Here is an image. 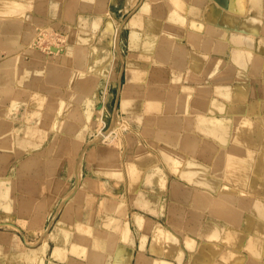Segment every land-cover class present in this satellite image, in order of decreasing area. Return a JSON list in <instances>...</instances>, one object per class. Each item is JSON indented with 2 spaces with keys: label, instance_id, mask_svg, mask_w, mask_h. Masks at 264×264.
Instances as JSON below:
<instances>
[{
  "label": "crops",
  "instance_id": "0c3cea01",
  "mask_svg": "<svg viewBox=\"0 0 264 264\" xmlns=\"http://www.w3.org/2000/svg\"><path fill=\"white\" fill-rule=\"evenodd\" d=\"M115 8L171 85L127 96L149 92L150 67L124 60L139 83L118 104L138 132L124 151L83 143L106 78L93 43ZM40 28L81 36L68 54L30 51ZM263 97L264 0H0V264H264ZM24 206L46 216L36 240Z\"/></svg>",
  "mask_w": 264,
  "mask_h": 264
},
{
  "label": "rangeland",
  "instance_id": "374dc122",
  "mask_svg": "<svg viewBox=\"0 0 264 264\" xmlns=\"http://www.w3.org/2000/svg\"><path fill=\"white\" fill-rule=\"evenodd\" d=\"M118 1H120V0H118ZM112 12H113V14H112ZM103 15L104 16L105 15L110 16V17L114 16V22L113 23H114V26H116V24L118 22H123V21L125 22V20H127V18L130 15V11L118 13L117 8H115V10L112 9L109 12V14H108V12H104ZM103 18H104L103 16H100V18L97 19L96 21L100 22ZM151 20L152 19H150L149 21H151ZM108 23L110 25H112L111 22H108ZM104 30H106V29H104ZM98 31L101 32L102 30L101 31L98 30ZM98 31H94V33L98 32ZM111 31H112V29L109 31L108 30L103 31L104 35L108 36V44L107 43L105 44L106 38L100 39L99 40L100 42H98V39H96V40H94L96 42L93 43V48H96V53L99 55V60L100 61L102 60L99 63L100 70H101L100 72H101V74H104V75H106V73H108L110 75V79L108 81L105 80V77L103 79V87H102V89H100V93H99V107L93 113L92 126H90L89 128L84 127L85 135H84L83 143L86 142V144L90 145V146H94L95 144H98L99 149H103V150H105L106 148H108V149L114 148V149L119 151V149H121V150L125 149L128 146L127 144H129L130 148L132 149L134 145H137V142H135V140L138 136V132L135 131L132 127H130L128 125L127 120L124 117L125 115L118 109L119 108L118 104L120 102V97L122 95L121 91L123 89V86L126 84L129 85V83L137 85V86L139 84V83L134 82L132 78L128 79L129 77H131L130 74L128 73V70L129 69L131 70V68L127 67L126 73L124 72V60H128L129 58H133V60L138 59V61H136L137 62L136 64H141L140 62H142L143 60H145L144 58H146V61H144V63L142 62V64H145L143 66H146V67H142L139 65L140 67H142V68H140V67L139 68L142 70H145V69L150 67V75H151L146 79L147 85H148V86H146V90L149 91L146 93V95L144 94V88H141V87L134 88L132 85H129V87L132 86V90L129 89L128 91H126L125 94L127 96H129V97L130 96L131 97H133V96L134 97H137V96L140 97L141 96V98H144L143 96H146L144 98L145 101L146 100H149V101L153 100L152 102H154V100L156 101V98L158 95L154 92L155 87L160 86V84H164V86H167L168 88H170L171 85L168 83H165L164 81H162L160 79L158 80L157 76H155L158 73H156L157 71L154 72L156 70V61L150 60V57H152V56L148 55L145 51H143L142 53L141 52L138 53V52H135L134 50L130 49V47H129V36H128L127 28H123V30H121V33L118 37V51H119L120 57L117 56L115 54L114 48L110 42V40H111L110 37L112 36ZM86 34L87 33L82 32V36H86ZM78 35L81 36L80 31L77 32V31H74L70 28L69 29H62V31H58V32L54 31L51 28L41 29V30L37 29V30H35L34 37L30 42H31V44L35 45L34 46V48L36 49L35 51L44 52V53H46V51L48 53V47H49L48 45H50L52 43L53 44L55 43L57 45V47L59 48V50L62 49L63 45L67 49L72 50L76 47V44H77L76 41H78L77 40ZM85 46H87V44L86 45L83 44L81 46L79 45V47H82V48H84ZM90 46H91V44L88 45V47H89L88 53L91 51L90 48L92 46L91 47ZM144 47H146V46H144ZM93 53H94V51H93ZM108 55H110L109 60L106 61V59L108 58ZM139 58H141V61L139 60ZM157 64L159 65L158 62H157ZM168 72H170V71L168 70ZM118 74L121 77L120 79H118ZM125 80H126V82H125ZM155 80H157V81H155ZM117 81H119V82H117ZM168 81H170V80H168ZM175 81H176V79H175ZM105 83H107L106 85H108V92L107 93H105V87H106ZM118 85H119V87H118ZM142 85H144V84L142 83ZM134 90H136L137 92L135 93ZM147 110H148L147 115L150 118H154L155 114H157V110H152L151 108H149ZM163 112H165V110H163ZM99 116H100V118H99ZM113 116L115 117L116 120L119 119L120 121H122V124L120 126V130H118L116 127L117 130L114 132H111L109 134V136L106 137L105 139H103L101 141L99 140V141L94 142V143L91 142L94 139H97L98 134H96V133H99L100 131H104V130L106 131L110 127V125L112 124V121H113L112 118H114ZM100 119H101V121H100ZM123 120H125V122H123ZM148 128L151 129V128H154V126H148ZM131 139H132V141H131ZM146 144H148V146L150 145V147H151V144L149 142ZM90 146H88V148ZM45 185H46V183H45ZM42 188H43V186H42ZM102 191L105 192V190H102ZM44 193H46V191ZM36 208L38 209V211H36V214H34L33 216L32 215L29 216L30 212L29 213L26 212L27 210H26L25 206L22 207V209L25 210V211H23L25 213L21 212V214H20V218H24V217L25 218L26 217L32 218L29 222V225L30 226L34 225L38 229L37 232H35L33 235H31V238L30 237L28 238L29 241L36 240L40 236V233H41L40 231L46 230V221H45V223L40 222V220L44 221L43 219L46 218V216L43 217L42 211L39 210L41 208V206H38ZM44 209L46 210V207ZM31 210H32V208H31ZM27 224H28L27 221L22 223V225L25 228H27V226H26ZM43 233H44V231H43ZM26 243H29V242L26 241Z\"/></svg>",
  "mask_w": 264,
  "mask_h": 264
},
{
  "label": "bare ground",
  "instance_id": "6f19581e",
  "mask_svg": "<svg viewBox=\"0 0 264 264\" xmlns=\"http://www.w3.org/2000/svg\"><path fill=\"white\" fill-rule=\"evenodd\" d=\"M103 2V1H102ZM138 2V1H137ZM95 5V4H94ZM156 5V4H155ZM97 7V6H96ZM134 7V6H133ZM151 9V8H150ZM155 8H153V10H154ZM163 9V8H162ZM165 10V9H164ZM161 11H163V10H161ZM153 13V12H152ZM162 13V12H161ZM164 13H165V11H164ZM164 15V14H163ZM144 16V15H143ZM166 16V15H165ZM164 16V17H165ZM174 16V15H173ZM184 16V15H183ZM187 16V15H186ZM49 17V16H48ZM105 17V16H104ZM187 18V17H186ZM194 18V17H193ZM49 20V19H48ZM47 20V21H48ZM63 20V19H62ZM75 20V19H74ZM162 20V19H161ZM190 20V19H189ZM188 20V21H189ZM149 21V20H148ZM163 21V20H162ZM170 21V20H169ZM186 21V20H185ZM187 21V22H188ZM212 21V20H211ZM76 22H77V20H76ZM165 22V21H164ZM214 22V21H213ZM52 23V22H51ZM75 23V22H74ZM122 23L123 22H118L117 24H116V26H112V25H110L108 22H107V24H106V26H105V29L106 30H103V31H107L108 29L109 30H111L112 29V36L110 37L111 38V40H110V42H111V45L113 46V48H114V51H115V54L117 55V56H119L120 57V54H119V51H118V37H119V32H120V28H121V26H122ZM189 23V22H188ZM47 25H49V24H47ZM43 26V25H42ZM67 26V25H66ZM171 26V25H170ZM179 26V25H178ZM2 27H4V26H2ZM51 27V26H50ZM140 27H141V25H140ZM192 27V26H191ZM176 28H178V27H176ZM182 28V27H181ZM42 28H40L39 30H41ZM194 29V28H193ZM49 30V29H48ZM188 30V29H187ZM160 31V30H159ZM133 32V31H132ZM180 32H181V30H180ZM190 32V31H189ZM121 33V32H120ZM5 35V34H4ZM8 35V34H7ZM6 35V36H7ZM183 35V34H182ZM193 35V34H192ZM156 37H158V36H156ZM191 37V36H190ZM8 38V37H7ZM12 40V39H11ZM138 40H139V38H138ZM145 40H146V38H145ZM180 41V40H179ZM196 41V40H195ZM21 43V42H20ZM19 43V44H20ZM148 43V42H147ZM171 43V42H170ZM50 44V43H49ZM177 44H178V42H177ZM181 44H182V42H181ZM163 45V44H162ZM172 45V44H171ZM34 46L35 45H33V44H31V42L30 43H28V46H27V48L28 49H30V51H35L36 49L34 48ZM49 47H48V53H56V52H59V51H61V52H65L66 54H68L66 51H64L65 50V48L66 47H64V45H63V47H62V49L61 50H59V48L57 47V45L54 43H52V44H50V45H48ZM150 46V45H149ZM152 46V45H151ZM11 48V47H10ZM79 48V47H78ZM146 48V47H145ZM161 48H166L165 46H162ZM184 48V47H183ZM2 49V48H1ZM149 49V48H148ZM151 49H152V47H151ZM145 50V49H144ZM176 50V49H175ZM185 51V50H184ZM14 52V51H13ZM182 52V51H181ZM46 53H47V51H46ZM121 53V52H120ZM179 53V52H178ZM73 54V53H72ZM182 54H183V52H182ZM85 55V54H84ZM185 55V54H184ZM187 55V54H186ZM159 56V55H158ZM173 56V55H172ZM183 56V55H182ZM50 57V56H49ZM48 57V58H49ZM171 58V57H170ZM203 58V57H202ZM50 59V58H49ZM171 60H172V58H171ZM210 61V60H209ZM208 61V62H209ZM51 62V61H50ZM185 62V61H184ZM199 61H197V63H198ZM191 63V62H190ZM189 63V64H190ZM199 63H201V62H199ZM161 64V63H160ZM162 66H163V64H162ZM166 66V65H165ZM173 66H175V65H173ZM189 66V65H188ZM194 66H195V64H194ZM199 67V66H198ZM202 67V66H201ZM80 68V67H79ZM150 69V68H149ZM164 69V68H163ZM162 69V70H163ZM166 69H168V68H166ZM205 69V68H204ZM161 70V71H162ZM180 70V69H179ZM49 71H51V70H49ZM53 71V70H52ZM57 71V70H56ZM55 71V72H56ZM63 71V70H62ZM164 71V70H163ZM205 71V70H204ZM60 72V71H59ZM154 72H156V70L154 71ZM165 72V71H164ZM20 73V72H19ZM53 73V72H52ZM157 73V72H156ZM177 73V72H176ZM175 73V74H176ZM63 74V73H62ZM138 74V73H137ZM160 74V73H159ZM197 74V73H196ZM2 75V74H1ZM19 75V74H18ZM156 75H158V74H156ZM155 75V76H156ZM167 75V74H166ZM106 80L108 81L109 79H110V75L108 74V73H106ZM151 76V75H150ZM153 76V75H152ZM154 76V77H155ZM161 76V75H160ZM198 76V75H197ZM197 76H196V78H197ZM14 77V76H13ZM139 78V77H138ZM151 78V77H150ZM149 78V79H150ZM163 78H164V76H163ZM191 78V77H190ZM118 80V79H117ZM159 80V79H158ZM162 80V79H161ZM138 81V80H137ZM143 81V80H142ZM145 81V80H144ZM155 81H157V80H155ZM17 82V81H16ZM15 82V83H16ZM140 82V81H139ZM174 82V81H173ZM14 83V84H15ZM166 83V82H165ZM13 84V83H12ZM20 85H21V83H20ZM145 85V84H144ZM6 86V85H5ZM148 86V85H147ZM203 87H205V86H203ZM5 88V87H4ZM141 88H143V87H141ZM190 89H192V88H190ZM199 89H203L202 87H200ZM20 92V91H19ZM146 92V91H145ZM217 92H219V91H217ZM147 93V92H146ZM156 93V92H155ZM160 94V93H159ZM177 94V93H176ZM175 94V96L176 97H180V102L181 101H183L184 102V100H185V98H186V96H184V95H176ZM146 95V94H145ZM154 95V94H153ZM164 96H165V98H167V99H170V98H168V96L170 97V95H168L167 96V94L165 93V94H163ZM161 96V95H160ZM72 97V96H71ZM144 97V96H143ZM171 97H172V100L174 99V95L172 94L171 95ZM264 98V97H263ZM262 98V99H263ZM3 99V98H2ZM60 99V98H59ZM138 99V98H137ZM164 99V98H163ZM142 100V99H141ZM140 100V101H141ZM171 100V99H170ZM261 100V99H260ZM153 100H150V101H148L147 100V102L148 103H153L152 102ZM264 101V100H263ZM53 102V101H52ZM62 102V101H61ZM154 102H155V100H154ZM133 103V102H132ZM172 103V102H171ZM62 104V103H61ZM185 104V103H184ZM192 104V103H191ZM174 105V104H173ZM200 105H201V103H200ZM208 105V104H207ZM234 105V104H233ZM61 106V105H60ZM79 106V105H78ZM126 106V105H125ZM132 106H135L134 104L132 105ZM149 106H151V105H149ZM166 106V105H165ZM170 106V105H169ZM128 107H129V105H128ZM181 107V106H180ZM8 108V107H7ZM168 108V107H167ZM198 108V107H197ZM89 109H91V108H89ZM146 109V108H145ZM171 109V108H170ZM76 110V109H75ZM230 110V109H229ZM171 111V110H170ZM239 114H241V113H239ZM100 115V114H99ZM82 116V115H81ZM71 117H72V115H71ZM114 117V116H113ZM12 118V117H11ZM82 118V117H81ZM90 118V117H89ZM99 118H100V116H99ZM161 118H164V116L163 117H161ZM211 118V117H210ZM239 118V117H238ZM14 119V118H13ZM70 119V118H69ZM73 119V118H72ZM113 119V121H112V124L110 125V127L105 131H98L99 133H96V134H98L97 135V139H94L93 141H91V142H96V141H101V140H103V139H105L106 137H108L109 136V134L111 133V132H114V131H116L117 129L118 130H120V126H121V124H122V121H120L119 119V121L118 120H116L115 119V117L114 118H112ZM173 119V118H172ZM15 120V119H14ZM74 120V119H73ZM181 120V119H180ZM206 120H208V119H206ZM211 120V119H210ZM242 120V119H241ZM83 121V120H82ZM100 121H101V119H100ZM123 122H125V120H123ZM74 123V122H73ZM98 123V122H97ZM104 123V122H103ZM177 123V122H176ZM182 123V122H181ZM127 124V123H126ZM179 124V123H178ZM230 124V123H229ZM234 124V123H233ZM235 124H237V123H235ZM211 125V124H210ZM92 126V125H91ZM147 126V125H146ZM226 126V125H225ZM85 127V126H84ZM116 127H117V129H116ZM145 127V126H144ZM187 127V126H186ZM221 127V126H220ZM258 127V126H257ZM82 128V127H81ZM193 128V127H192ZM141 129V128H140ZM182 129V128H181ZM211 129V128H210ZM103 130V129H102ZM234 130V129H233ZM259 130V129H258ZM256 131V130H255ZM72 132V131H71ZM82 133V132H81ZM197 133V132H196ZM208 133V132H207ZM231 133V132H230ZM235 133V132H234ZM244 133V132H243ZM17 135V134H16ZM211 135V134H210ZM206 136V135H205ZM223 136V135H222ZM210 138V137H209ZM224 138V137H223ZM226 139V138H225ZM224 139V140H225ZM109 140V139H108ZM175 140H177V139H175ZM212 140V139H211ZM229 141H231V139L229 140ZM109 142V141H108ZM215 142V141H214ZM217 142V141H216ZM250 142V141H249ZM19 143V142H18ZM201 143V142H200ZM15 144V143H14ZM83 144V143H82ZM118 144V143H117ZM120 144V143H119ZM253 144V143H252ZM81 146V145H80ZM118 146V145H117ZM107 147V146H106ZM116 147V146H115ZM122 147V146H121ZM212 148V147H211ZM254 148V147H253ZM200 149V148H199ZM121 150V149H120ZM141 150V149H140ZM257 150V149H256ZM20 151V150H19ZM118 151V150H117ZM143 151V150H142ZM208 151V150H207ZM226 151V150H225ZM48 152V151H47ZM201 152V151H200ZM250 152H252V151H250ZM116 153V152H115ZM118 153V152H117ZM142 153V152H141ZM145 153H147V152H144V154ZM114 154V153H113ZM196 155H198V154H196ZM216 155V154H215ZM195 157V156H194ZM246 159V158H245ZM195 161V160H194ZM2 162V161H1ZM154 162V161H153ZM5 163V162H4ZM155 163V162H154ZM240 163H242V162H240ZM244 163V162H243ZM1 164V163H0ZM128 164V163H127ZM2 165V164H1ZM122 165V164H121ZM131 165H133V164H131ZM241 165V164H240ZM120 166V165H119ZM143 166V165H142ZM245 166H247V165H245ZM250 166V165H249ZM248 166V167H249ZM247 167V168H248ZM46 168V167H45ZM226 168V167H225ZM242 168H243V166H242ZM244 168H246V167H244ZM156 169V168H155ZM127 170V169H126ZM160 170V169H159ZM244 171H245V169H243ZM157 171V170H156ZM224 172H225V170H224ZM223 173V172H222ZM239 173V172H238ZM1 174V173H0ZM240 174V173H239ZM242 174V173H241ZM244 174H245V172H244ZM137 175V174H136ZM242 176V175H241ZM7 177V176H6ZM80 177V176H79ZM137 177V176H136ZM244 176H242V178H243ZM10 178V177H9ZM17 178V177H16ZM131 178V177H130ZM146 178V177H145ZM77 180H79V178L77 179ZM233 180V179H232ZM40 181V180H39ZM250 181V180H249ZM78 182V181H77ZM158 183H159V181H157ZM244 182V181H243ZM251 182V181H250ZM157 183V184H158ZM40 184V183H39ZM135 184V183H134ZM221 184V183H220ZM238 184V183H237ZM240 184V183H239ZM254 184V183H253ZM76 185V184H75ZM129 186V185H128ZM159 186V185H158ZM196 186H197V184H196ZM199 186H201V185H199ZM243 186V185H242ZM38 187V186H37ZM202 187V186H201ZM244 187V186H243ZM182 188V187H181ZM206 188V187H205ZM202 189V188H201ZM187 190V189H186ZM197 190V189H196ZM195 190V191H196ZM234 190V189H233ZM249 190V189H248ZM148 191V190H147ZM181 191V190H180ZM198 191V190H197ZM18 192V191H17ZM179 192V191H178ZM73 193V192H72ZM154 193V192H153ZM156 193V192H155ZM199 193V192H198ZM251 193V192H250ZM201 194V193H200ZM28 195V194H27ZM180 195H183L182 193L180 194ZM235 195V194H234ZM245 195V194H244ZM249 195V194H248ZM24 196V195H23ZM194 196V195H193ZM237 196V195H236ZM254 196V195H253ZM16 197V196H15ZM183 197H185V196H183ZM217 197V196H216ZM197 198V197H196ZM221 198V197H220ZM21 199V198H20ZM27 199V198H26ZM185 199H187V198H185ZM222 199V198H221ZM183 200V199H182ZM20 201H22V200H20ZM176 201H178V200H176ZM176 201H174V202H176ZM194 201V200H193ZM211 201V200H210ZM257 201V200H256ZM259 201V200H258ZM174 202H172V203H174ZM21 203V202H20ZM33 203V202H32ZM177 203V202H176ZM180 203V202H179ZM259 203V202H258ZM263 203V202H262ZM17 204V203H16ZM15 204V205H16ZM185 204V203H184ZM210 204V203H209ZM254 204H255V201H254ZM18 206V205H17ZM22 206V205H21ZM34 206V205H33ZM190 206V205H189ZM212 206V205H211ZM217 206V205H216ZM258 206V205H257ZM260 206V205H259ZM263 206V205H262ZM192 207V206H191ZM220 207V206H219ZM176 208V207H175ZM180 208H182L181 206H180ZM207 208V207H206ZM252 208H254V207H252ZM256 208V207H255ZM30 209V208H29ZM173 209V208H172ZM200 209H202V208H200ZM9 210V209H8ZM175 210H177V209H175ZM174 210V212H176ZM261 210V209H260ZM32 211V210H31ZM257 211V210H256ZM18 212V211H17ZM181 211H179L178 210V213H180ZM253 212H255V211H253ZM23 213H25V212H23ZM116 213V212H115ZM173 213V212H172ZM30 214V213H29ZM182 214V213H181ZM197 214V213H196ZM249 214V213H248ZM159 215V214H158ZM170 215V214H169ZM245 215V214H244ZM250 216H251V214H250ZM252 216H255V215H252ZM174 217V216H173ZM247 218V217H246ZM254 218V217H253ZM210 219H212V218H210ZM242 219V218H241ZM248 219V218H247ZM176 220H178V219H175V221ZM250 220V219H249ZM242 221V220H241ZM178 222H179V220H178ZM184 224V223H183ZM226 227V226H225ZM233 227V226H232ZM248 227L250 228V225H248ZM186 229V228H185ZM234 229V228H233ZM200 230V229H199ZM221 230V229H220ZM214 231H216V230H214ZM219 231V230H218ZM221 231H223V230H221ZM230 231V230H229ZM232 231V230H231ZM234 231H235V229H234ZM224 232V231H223ZM43 233V232H42ZM216 233V232H215ZM43 235V234H42ZM81 236V235H80ZM186 236V235H185ZM252 236V235H251ZM233 237V236H232ZM260 238V237H259ZM86 239V238H85ZM84 239V240H85ZM89 239V238H88ZM79 240V239H78ZM88 241V240H87ZM91 241V240H90ZM89 241V242H90ZM227 241V240H226ZM232 241V240H231ZM258 244V243H257ZM94 254V253H93ZM102 258V257H101ZM245 262V261H244ZM247 264H249V262L247 263Z\"/></svg>",
  "mask_w": 264,
  "mask_h": 264
}]
</instances>
